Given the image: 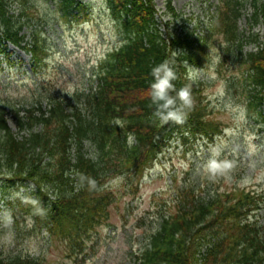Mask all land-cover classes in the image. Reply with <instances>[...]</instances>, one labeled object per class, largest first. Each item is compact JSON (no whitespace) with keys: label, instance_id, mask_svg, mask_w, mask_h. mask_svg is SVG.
<instances>
[{"label":"trees","instance_id":"trees-1","mask_svg":"<svg viewBox=\"0 0 264 264\" xmlns=\"http://www.w3.org/2000/svg\"><path fill=\"white\" fill-rule=\"evenodd\" d=\"M16 1L15 13L10 5ZM50 1L61 15L73 17L86 4ZM105 2L122 42L99 59L86 85L59 93L39 83L29 91L31 101L0 98L4 199L18 185H32L30 195L38 201H9L12 228L30 214L35 229L64 237L70 253L79 252L97 227L108 224L122 198L137 195L145 170L172 139L213 141L223 132V123L203 102L208 79H188L189 68L213 65L227 96L239 100L264 129V0H213L208 5L213 8L193 24L171 0L164 1L163 12L155 0ZM28 14L26 2L0 0V55L13 61L11 43L29 54L36 69L46 47L36 29L28 35L22 30ZM166 59L177 73L176 87L191 86L193 105L183 123L161 126L152 116L148 91L152 67ZM237 167L212 181L197 174L177 182L173 175L166 200L154 202L158 215L147 222L134 264H264V194L235 184L220 189L225 177L234 181ZM112 178L123 181L117 191ZM4 230L0 223V233ZM0 264L47 263L37 254L0 248Z\"/></svg>","mask_w":264,"mask_h":264},{"label":"rangeland","instance_id":"rangeland-1","mask_svg":"<svg viewBox=\"0 0 264 264\" xmlns=\"http://www.w3.org/2000/svg\"><path fill=\"white\" fill-rule=\"evenodd\" d=\"M83 1L86 2L83 11L73 17L61 15L60 8L54 10L50 0H22L29 6L28 21L22 30L27 35L37 30L36 37L46 47L45 58L41 66L32 69L29 54L10 44V48L15 49L11 56L13 61L8 62L0 55V98L31 101L34 97L29 91L39 83L44 89H54L59 93L72 92L87 84L95 64L107 51L119 46L122 39L105 0ZM164 1L155 0L159 12L165 10ZM210 2L213 0H171L183 17H191L188 19L191 24L213 8H208ZM18 9L17 1L10 5L12 12L16 13ZM240 24L244 26L243 16ZM210 53L216 57V49L212 48ZM19 58L24 60L20 62ZM190 71L193 78L208 79L209 84L202 91L203 102L211 115L223 123L220 135L213 141L201 137H189L185 141L172 139L152 166L145 170L137 195L125 196L117 206H113L108 224L97 227L86 245L79 247V252H68L70 245L64 237H49L35 229L30 214L25 215V219L20 218L19 225L12 228V243L0 244L3 252H30L42 257L47 264H134V252L147 233V222L158 215L155 200H166L173 175L177 176V182L197 174L203 181H212L202 165L213 148L220 149L221 159L232 161L234 167L238 165L234 181L225 177L219 183L221 190L235 184L264 194V129L259 128L258 120L247 114L239 100L236 102L227 96L213 65L208 70L189 68ZM9 122L14 128L10 118ZM112 180L110 184L117 191L115 186L123 181ZM154 194L158 195L155 199ZM0 198H4L1 185ZM8 206L12 211L9 203ZM142 217L144 223L140 225ZM260 221L264 223V213Z\"/></svg>","mask_w":264,"mask_h":264},{"label":"clouds","instance_id":"clouds-1","mask_svg":"<svg viewBox=\"0 0 264 264\" xmlns=\"http://www.w3.org/2000/svg\"><path fill=\"white\" fill-rule=\"evenodd\" d=\"M150 74L153 79L149 85L148 96L154 106L153 118L158 120L161 126L169 122L183 123L187 110L193 105L191 86L176 87L174 81L178 79V76L173 62L167 59L152 67ZM187 78H193L191 71ZM202 167L204 172L214 179L229 172L234 164L228 159H221L220 149L213 148ZM34 190L32 185H18L7 199L0 198V223L5 229L3 236H0V244L10 245L14 238L13 217L11 208L8 206L9 201L19 199L21 203L37 205L38 201L30 195V192Z\"/></svg>","mask_w":264,"mask_h":264}]
</instances>
